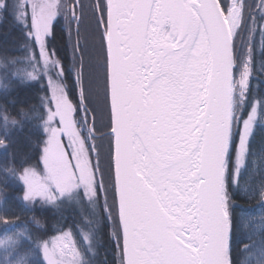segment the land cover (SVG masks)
<instances>
[{
  "label": "snow or ice",
  "instance_id": "1",
  "mask_svg": "<svg viewBox=\"0 0 264 264\" xmlns=\"http://www.w3.org/2000/svg\"><path fill=\"white\" fill-rule=\"evenodd\" d=\"M5 13L23 42L0 55L3 88L46 80L38 104L17 107L42 130L38 159L5 171L26 207L82 217L17 227L3 206L0 264H106L105 240L116 264H264V96L251 83L264 80V0H0ZM65 35L70 55L53 43ZM8 104L4 148L21 125Z\"/></svg>",
  "mask_w": 264,
  "mask_h": 264
},
{
  "label": "trees",
  "instance_id": "2",
  "mask_svg": "<svg viewBox=\"0 0 264 264\" xmlns=\"http://www.w3.org/2000/svg\"><path fill=\"white\" fill-rule=\"evenodd\" d=\"M12 0H9L11 3ZM87 5V1L84 0ZM30 22V21H29ZM63 23V20H61ZM94 22L91 19V14L88 13L85 16L84 22L81 24V45L84 46L85 40H88L90 47V40L88 38L89 32L94 30ZM75 28V27H73ZM76 36L73 32L72 42L75 43ZM20 29L15 26L12 21V17L7 13L4 14V19L0 20V55L8 56H22V52L19 50V45L22 43ZM257 42L259 37L257 36ZM54 46L60 50L61 55L68 54L67 36L61 39L57 36L56 41L53 42ZM25 65H17V68H24ZM13 71L15 69H12ZM31 70L30 68L28 69ZM3 76V70L0 69V77ZM7 81L0 80V103L6 102L10 98H15L17 101L16 105L8 104V108L16 119L21 120V117L17 115V107L23 106L27 108L29 105L38 104V96L42 95L38 90L41 89L42 85L46 83L42 81L40 83H21L18 78L12 81L9 90L3 88V83ZM252 87L254 92L259 96H264V80H261L258 76L252 80ZM98 127L100 122H97ZM104 129L101 127L100 132ZM3 128L0 127V137L3 136ZM99 135V133H98ZM43 139L42 130L36 127L35 121L28 119H22L21 125L15 126L10 129L8 141L9 146L7 148L0 147V210L3 206H8L15 209L19 215V223L17 227L27 225L32 228L31 217L33 215L41 218L43 221L51 224L55 219L63 217L66 220V227L68 225L76 224L79 228L81 222L82 213L77 209L76 206L71 204H65L60 209L56 210L53 208H41L36 206L34 208L26 207L21 200H18V196H22V186L14 178L11 173L5 171L9 167L19 168V161L27 158L29 162H33L34 159H38L37 141ZM101 144V151L103 153L107 146V141H97ZM264 143V128L258 127L256 129V135L253 141V147L259 149L260 145ZM14 157V159H13ZM95 159V157H93ZM42 167V165H41ZM260 176L257 175L256 181L259 182ZM245 208L251 209L253 215L257 212L261 213L258 200L241 201ZM87 212V209H84ZM86 223V222H85ZM3 233V226L0 225V234ZM115 251L114 245H109L105 240L104 248L100 249V255L97 258L98 261L106 260V264H116V256L113 254Z\"/></svg>",
  "mask_w": 264,
  "mask_h": 264
},
{
  "label": "rangeland",
  "instance_id": "3",
  "mask_svg": "<svg viewBox=\"0 0 264 264\" xmlns=\"http://www.w3.org/2000/svg\"><path fill=\"white\" fill-rule=\"evenodd\" d=\"M87 3H89V1H88ZM73 44H74V43H73ZM67 48H68V54L70 55V49H69V47H67ZM62 143H63L64 145H68V144H69V140H68V138H67V137H64L63 140H62ZM66 150H67L69 153H71V148H67ZM259 214H260V212H257V213L254 214V215L258 216ZM113 254H115V256H116L115 251L113 252Z\"/></svg>",
  "mask_w": 264,
  "mask_h": 264
},
{
  "label": "flooded vegetation",
  "instance_id": "4",
  "mask_svg": "<svg viewBox=\"0 0 264 264\" xmlns=\"http://www.w3.org/2000/svg\"><path fill=\"white\" fill-rule=\"evenodd\" d=\"M87 2L89 1L90 2V0H86ZM73 27H75V25H73Z\"/></svg>",
  "mask_w": 264,
  "mask_h": 264
}]
</instances>
